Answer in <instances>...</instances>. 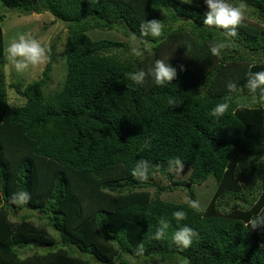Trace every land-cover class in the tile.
Returning a JSON list of instances; mask_svg holds the SVG:
<instances>
[{
	"label": "trees",
	"instance_id": "obj_1",
	"mask_svg": "<svg viewBox=\"0 0 264 264\" xmlns=\"http://www.w3.org/2000/svg\"><path fill=\"white\" fill-rule=\"evenodd\" d=\"M227 2L244 16L222 29L204 24L205 0H0L67 27L63 80L47 90L52 43L37 79L9 84L23 98L12 105L0 14V264H264V224L249 225L264 215V93L246 87L264 71V0ZM153 20L164 25L159 37L146 27ZM97 30L121 31L143 54ZM157 59L176 69L167 85L150 74L142 85L129 78ZM226 98L228 111L215 119L211 110ZM177 158L182 166H170ZM243 160L245 186L236 176ZM140 161L150 165L147 179L132 174ZM184 169L188 190L216 181L203 209L192 207L191 190L181 202L159 196L171 184L148 190L156 175ZM185 226L194 233L188 248L173 239ZM26 247L33 252L22 257Z\"/></svg>",
	"mask_w": 264,
	"mask_h": 264
},
{
	"label": "rangeland",
	"instance_id": "obj_2",
	"mask_svg": "<svg viewBox=\"0 0 264 264\" xmlns=\"http://www.w3.org/2000/svg\"><path fill=\"white\" fill-rule=\"evenodd\" d=\"M0 14L4 15V19L1 24L4 40L3 57L5 63L3 65V78L5 81L7 98L9 104H20L23 102L22 96L16 91L15 87L9 86L11 83H17L22 81L23 83L31 82L37 79L42 70L45 68L49 56V48L54 43L55 49L51 55V81L48 82L47 90H53L57 87V84L63 80L65 73V63L63 56V46L65 37L67 35L66 24L59 19H56L49 12H30L22 13L12 9H6L0 7ZM93 36L115 38L124 42H127L133 46V48L139 49L140 43L138 40L132 37L124 36L119 30H97L96 34L91 32ZM25 36L26 39H37L42 46H44V61L32 66L24 71H17L14 65L8 60L6 49L9 44L18 39L19 36ZM249 160L241 161L240 168L236 172V176L240 178L242 185L245 186L248 182L250 175ZM171 179L156 175L153 178L154 186L149 187L148 190L151 193H155L156 188L160 185H173L174 189L169 191L160 192L159 196L163 199H168L176 202L186 201L189 197L188 191L193 192L195 202L198 204V209H203L208 201L212 198V194L216 187V181L213 176H209L201 184H191V189L188 190L185 186L189 179V169L173 170ZM253 179V176L250 177ZM181 183V184H175ZM183 183V184H182ZM12 220H17L16 216H11ZM28 246V245H27ZM33 249L26 247L21 249L20 253L22 257L32 254Z\"/></svg>",
	"mask_w": 264,
	"mask_h": 264
},
{
	"label": "clouds",
	"instance_id": "obj_3",
	"mask_svg": "<svg viewBox=\"0 0 264 264\" xmlns=\"http://www.w3.org/2000/svg\"><path fill=\"white\" fill-rule=\"evenodd\" d=\"M208 11L204 18V24L209 26H218L222 29H228L229 26H237L241 23L244 13L242 11L243 6H233L227 2V0H205ZM150 29L153 37H159L162 35V25L159 21L153 20L146 25ZM231 35H235L234 30L231 31ZM224 47L222 42L211 47L210 51L213 55L219 56L221 48ZM45 47L37 39H26L21 35L18 39L13 40L6 49L8 60L14 65L17 71H24L28 69L30 65L35 66L41 64L45 57ZM132 54L134 56H141L143 53L141 50L133 48ZM151 75L155 83L159 86H165L168 82L172 81L176 75V69L167 63L165 60L157 59L154 67L150 70V73H146L143 69L128 73L129 78L137 85H142L145 81L146 75ZM230 91L237 88L235 83H228L227 85ZM246 87L255 92L260 89L261 93H264V71L251 73ZM229 98H226L223 103L217 104L212 110L211 114L215 119H220L228 111L230 104ZM264 99V97H262ZM174 99L169 100V104H174ZM148 147V144H145ZM170 166L174 165L177 168L182 166V161L177 158L169 161ZM150 165L147 161H140L133 170L134 176H139L142 179H147L149 175ZM19 202H23L24 197L20 195L18 197ZM192 207H198L197 202H192ZM176 221L179 222L185 219L186 214L184 212L173 213ZM161 228L157 232V238H159L164 229L168 227L166 221H160ZM264 224V215H257L249 220L251 228H256L258 225ZM194 233L188 227H182L173 234V239L183 248H188L192 244V236ZM142 252V246H140Z\"/></svg>",
	"mask_w": 264,
	"mask_h": 264
},
{
	"label": "water",
	"instance_id": "obj_4",
	"mask_svg": "<svg viewBox=\"0 0 264 264\" xmlns=\"http://www.w3.org/2000/svg\"><path fill=\"white\" fill-rule=\"evenodd\" d=\"M186 187H188V184L186 185Z\"/></svg>",
	"mask_w": 264,
	"mask_h": 264
}]
</instances>
